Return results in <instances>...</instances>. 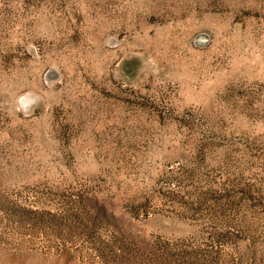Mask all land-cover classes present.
Wrapping results in <instances>:
<instances>
[{
    "label": "rangeland",
    "instance_id": "374dc122",
    "mask_svg": "<svg viewBox=\"0 0 264 264\" xmlns=\"http://www.w3.org/2000/svg\"><path fill=\"white\" fill-rule=\"evenodd\" d=\"M0 264H264V0H0Z\"/></svg>",
    "mask_w": 264,
    "mask_h": 264
}]
</instances>
